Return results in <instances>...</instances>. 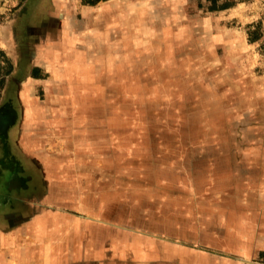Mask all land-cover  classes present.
Here are the masks:
<instances>
[{
    "label": "rangeland",
    "instance_id": "374dc122",
    "mask_svg": "<svg viewBox=\"0 0 264 264\" xmlns=\"http://www.w3.org/2000/svg\"><path fill=\"white\" fill-rule=\"evenodd\" d=\"M209 4L0 0V63L11 68L0 75V172L17 148L20 79L42 74V51L48 90L31 93L43 105L48 93L49 125L84 130L78 158L89 165L69 169L96 175L102 192L117 187L121 203L108 212L122 239L125 228L162 229L176 247L149 264H264V0ZM22 160L14 173L33 193L40 170ZM120 252L98 264H143Z\"/></svg>",
    "mask_w": 264,
    "mask_h": 264
},
{
    "label": "crops",
    "instance_id": "0c3cea01",
    "mask_svg": "<svg viewBox=\"0 0 264 264\" xmlns=\"http://www.w3.org/2000/svg\"><path fill=\"white\" fill-rule=\"evenodd\" d=\"M34 65L43 66L42 74H28L20 79L17 148L5 154L4 173L0 172V261L19 263L21 256H27L35 264H69L79 260L98 264V259L106 254L115 255L121 250L120 256L136 255L141 258L140 262L149 264L150 253L158 258L165 255L166 245L174 249L173 242H163L162 229L158 230L157 226L141 228V232L125 228L129 239L126 236L122 239V226L108 212L121 203L117 201L120 192L116 186L102 192L95 185L99 184L95 181L96 175L82 176L69 169L89 165L82 164L83 159L78 158L79 146L85 142L84 130L56 123L49 125L48 93L45 105L31 93L39 83L48 90V54L38 52ZM26 87L27 96L24 95ZM67 130L69 133H64ZM64 142L74 149V158H66L72 157L71 154H61ZM3 156L1 150L0 157ZM22 157L40 170V182L33 193L22 192L30 178L18 175L19 179L14 173L24 167ZM91 162L92 166L99 165L95 159ZM6 189L13 196L1 193ZM262 237L259 247H264Z\"/></svg>",
    "mask_w": 264,
    "mask_h": 264
},
{
    "label": "trees",
    "instance_id": "16d2710c",
    "mask_svg": "<svg viewBox=\"0 0 264 264\" xmlns=\"http://www.w3.org/2000/svg\"><path fill=\"white\" fill-rule=\"evenodd\" d=\"M98 1L99 0H82V3L94 4ZM209 1H210L209 9H222V8H226L234 4V0H209ZM259 37L260 35L256 34L254 30H248V38L251 41L258 39ZM10 70L11 68L4 70L3 66L0 63V75L9 73ZM258 253L260 257L264 258V248L260 249Z\"/></svg>",
    "mask_w": 264,
    "mask_h": 264
}]
</instances>
